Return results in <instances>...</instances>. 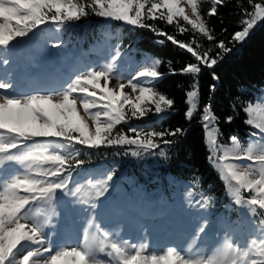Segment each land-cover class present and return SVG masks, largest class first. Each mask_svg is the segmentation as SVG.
<instances>
[{
    "label": "snow or ice",
    "instance_id": "obj_1",
    "mask_svg": "<svg viewBox=\"0 0 264 264\" xmlns=\"http://www.w3.org/2000/svg\"><path fill=\"white\" fill-rule=\"evenodd\" d=\"M248 2L251 10L243 9L239 30L231 35L232 44L245 42L258 22H264V0ZM222 4L223 0H211L207 16H217ZM89 15L150 30L157 43L171 42L194 59L179 69L169 61L168 71L192 77L184 101L186 119L191 122L199 109L197 122L204 132L207 159L225 182L231 201L247 210L252 235L244 245L246 250L235 239L237 229L233 227L223 234L222 245L208 253L191 254L178 246L149 252L146 238L138 242L113 239V232L103 227L95 214L97 202L113 187L118 167L103 178L70 187L73 173L89 162L81 158V150L122 149L117 155L153 154L168 160L172 146L187 134L188 129L179 126L118 129L146 117L153 108L157 115L169 112L174 100L156 87L165 75L159 71L161 60L146 57L126 77L118 72L122 52L117 47L108 62L76 71L59 88L9 95L16 87L12 74L0 75V177L6 165L16 166L0 179V264H264V108L249 105L243 109L249 116L245 123L256 130L249 133L250 141L257 137L255 143L242 147L238 137L231 135L232 147L221 145L220 118L213 110L211 96L200 107L199 75L203 68H215L233 48L223 39L217 41L214 29L201 14L199 0H0V65L5 69L10 65L9 48L18 38L29 37L48 24L59 31ZM156 21L174 25L181 36L187 32L192 35L178 39ZM197 34L214 41L217 52L201 51ZM52 46L61 49L65 45L61 40ZM113 79L119 83L110 87ZM212 79L219 80L214 71ZM216 87L211 84L209 92L214 93ZM233 119L230 115L224 122L230 124ZM194 195L199 198L190 202V209L205 212L212 197L203 191L188 192V196ZM64 198H70L87 215L80 241L74 246L55 245V232L46 231L53 217L60 215ZM207 226V219L202 220L195 237L202 236Z\"/></svg>",
    "mask_w": 264,
    "mask_h": 264
},
{
    "label": "trees",
    "instance_id": "obj_2",
    "mask_svg": "<svg viewBox=\"0 0 264 264\" xmlns=\"http://www.w3.org/2000/svg\"><path fill=\"white\" fill-rule=\"evenodd\" d=\"M199 4L201 14L207 20L208 25L214 29L217 41L223 39L226 44L233 48V51L225 55L215 68L202 69L199 75L200 107L211 96L213 110L220 118L219 127L223 133L222 137L219 138L221 145L232 147L230 136L236 135L241 144L246 147L250 142L249 133L253 131V127L245 123L249 116L243 109L249 105L256 107L264 90V22H258L245 42L232 44L231 35L239 30L243 9L251 10L248 0H223V4L218 6V15L212 17L207 16L211 2L199 1ZM74 23L75 31L84 28L89 29L88 39L101 32L106 24H112L114 28H121L123 31V47L134 46L139 51L151 54L154 59L161 60L159 71L165 75L156 87L160 92L174 100L173 109L157 115L153 108V111L149 112L146 117L121 124L118 129L127 131L128 128L136 125L145 127L148 124H152L156 130H160L162 127L175 128L178 126L188 129L187 134L183 138H179V142L172 146L168 160L153 154H141L139 157L117 155V151L123 152L122 149H88L81 150V158L89 161L82 168L88 169L89 167L104 165L112 170L114 167H118L115 181H126L132 178L133 173H136L145 187L148 185L155 187L159 179L168 182L174 179L188 181L204 191L206 196L212 197L210 203L213 216L223 212L228 203L229 195L226 192L225 182L222 181L218 172L207 159L209 153L204 142V132L197 122L199 109L191 122L185 116L187 105L184 101L192 77L171 75L168 71L169 61H171L172 67L179 69L185 63L194 62V59L185 50L173 46L171 42L157 43V37L147 29H135L122 22L105 20L95 15H89ZM155 23L164 31L176 35L178 39H189L192 35L191 32H187L181 36L176 32L174 25L168 26L162 21ZM159 39L164 38L160 37ZM197 40L203 45L201 51L211 49L212 53L217 52L214 41L209 42L198 34ZM213 71L219 76L218 81L212 79ZM213 83L217 85L216 91L210 93L209 86ZM233 105H235V110ZM230 115L234 116L233 121L230 124L225 123V118ZM77 147L80 146L77 145Z\"/></svg>",
    "mask_w": 264,
    "mask_h": 264
},
{
    "label": "rangeland",
    "instance_id": "obj_3",
    "mask_svg": "<svg viewBox=\"0 0 264 264\" xmlns=\"http://www.w3.org/2000/svg\"><path fill=\"white\" fill-rule=\"evenodd\" d=\"M207 2H211V0H204ZM50 24L44 25L41 29H38L36 33L39 35V42H43L46 47H44L45 52H41L40 50L43 49L40 45H34L36 39L33 42V38L31 37V33L29 37L25 38H18L17 41H14L9 48V54L12 56L13 59L18 60L19 63V70L21 69H29L36 67L34 65H38V61L42 63H49V62H58L57 60L60 59L59 63H64L68 61L71 63L73 67H71V75H73L77 70L76 65L78 60H81V57L73 58V55H77L78 48L70 42L66 40L64 43V49H56L52 45L57 41H64L61 38V34L57 32L56 28L49 27ZM35 33V34H36ZM114 36L110 33L106 36V44L111 47L114 46L113 42ZM116 47L114 50H108L109 56H113L115 53ZM2 51V50H0ZM84 53V52H81ZM127 54V53H124ZM86 58L84 61L88 62L90 65H100L109 61L105 58L100 56H91V60L88 61L87 53L85 52ZM131 63H133L132 70L126 73V77L130 74L134 73L138 66L141 64V58L139 60H135L133 55L128 56ZM89 58V57H88ZM127 55H122L121 59L119 60L118 64L126 62ZM148 58V57H147ZM111 59V57H110ZM41 64V63H40ZM123 72V71H122ZM129 73V74H128ZM125 74V73H124ZM119 82L113 79L111 84L109 85L112 87L113 85H117ZM2 91V90H0ZM125 91H130V89L126 88ZM15 94V91H10L8 94L12 95ZM254 108H264V100L261 101L260 105H257ZM259 118V117H257ZM135 127L141 128L140 125H136ZM152 127L151 125L147 126V128ZM144 129V128H142ZM254 131H256L254 129ZM257 137H252V143H255ZM264 142V141H262ZM242 145V144H241ZM242 147H244L242 145ZM229 163H237V164H247L250 163L248 161H228ZM16 166H5V170L3 172V176L0 179L8 176L11 172L15 169ZM100 176L96 171H91L84 175L82 178L78 179L77 176L73 175L72 181L78 182L79 184L83 182V180L87 177H98ZM176 185V194L174 202L169 200L167 192L165 189H160L154 193H146V192H137L134 195L133 199L128 200L127 198L124 200L125 206L121 209V213L116 211L114 204L108 202L107 206L109 208H96L95 214L97 219L102 222V226L109 228L113 232V239L118 241L123 239H128L130 242H138L144 238L148 241V250L149 252L155 250L160 252L164 250L167 246H176L173 243L180 242L182 246H178L181 250L189 251L191 254H204L213 251L216 248V244L212 245L214 241L219 240L220 244L223 243V234L225 231H229L231 228L235 227L237 229L235 239L242 238V242H240L242 250H246L244 244L246 245L249 237L252 233L249 232L248 226L250 221H248L247 217H241L240 219H234L233 222L231 221L230 214L224 213L220 215L215 220H212L208 207L205 212H197L195 210L190 209L189 204L190 202H194L195 199L199 197L197 195L188 196V192L192 191L190 189L191 185H184L179 186ZM72 186V183H70ZM196 193L195 191H193ZM179 194V195H178ZM249 193H245V196H248ZM59 198V193H58ZM69 199V198H65ZM64 203V200H63ZM62 203V204H63ZM62 208V207H60ZM156 209L154 210L153 215L149 214L150 211L148 209ZM229 211H232V206L227 207ZM241 208V207H240ZM118 209V208H117ZM33 212L36 209H32ZM130 211V212H129ZM146 212V213H145ZM149 217H146L145 214ZM141 214V215H140ZM233 214V212L231 213ZM106 216L108 219V223L106 225L103 224V216ZM130 215V216H129ZM137 215V216H136ZM140 215V216H139ZM128 216V217H127ZM133 216H136L132 218ZM139 217V218H137ZM113 221V225L110 226L109 219ZM132 218V219H131ZM139 221V227H135L133 220ZM139 219V220H138ZM207 219L208 226L206 229L205 234L200 236L199 238L195 237L197 232V228L200 225L201 221ZM233 220V219H232ZM150 221V222H149ZM126 222V223H125ZM124 223L127 224L124 226ZM130 223V224H129ZM62 222H58V220L52 221V225L49 227L52 231L55 232L53 238L54 244L59 245V240H63V230H62ZM130 225L131 228H128ZM133 225V226H132ZM154 228V229H153ZM145 230V231H144ZM135 238V239H134ZM217 238V239H216ZM214 239V240H213ZM240 241V240H239ZM72 244L70 246H74ZM214 246V248H213ZM193 247V248H192ZM161 248V249H160ZM102 258L107 259L106 256H102Z\"/></svg>",
    "mask_w": 264,
    "mask_h": 264
},
{
    "label": "bare ground",
    "instance_id": "obj_4",
    "mask_svg": "<svg viewBox=\"0 0 264 264\" xmlns=\"http://www.w3.org/2000/svg\"><path fill=\"white\" fill-rule=\"evenodd\" d=\"M95 53L96 54H99L100 56L105 55V53H103V51H99L98 49H97V51H95ZM15 65H16V62H13V61L10 63V65L7 67V69H5L4 67H2L0 65V75H3L5 73H7V72H10L12 74V80H14L15 78L18 77L16 71L13 69ZM127 72H128V70H127ZM127 72L123 71V73H125V74ZM19 78L21 79L20 80L21 82H20V86L18 87L19 88L18 93H23V92H30V91H34V90H37V89H40V88H47V87L59 88L62 85H64L66 83V81L68 80V73H67L66 70H63L62 69L60 73L54 74L53 71L50 70L47 67H38L34 71V73L32 75L30 73H28V72L25 71V72H22V74L20 75ZM30 78H32L34 81H31ZM117 85H113V86H117ZM154 210L155 209H149L148 210V211H150L149 214L150 215L151 214L153 215ZM136 216H133V217L131 216V217L134 218ZM137 218H139V217H137ZM125 223H124V226L123 227H126L125 226ZM238 240H240V242H242V238L241 237ZM218 241L219 240L217 239V241H214L212 245H215L216 244L215 245L216 247L221 246L220 242H218ZM176 245L177 246H182V244L180 242L177 243ZM213 248H214V246H213Z\"/></svg>",
    "mask_w": 264,
    "mask_h": 264
}]
</instances>
